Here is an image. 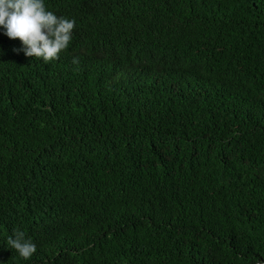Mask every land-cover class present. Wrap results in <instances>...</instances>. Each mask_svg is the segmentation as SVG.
Wrapping results in <instances>:
<instances>
[{
	"label": "trees",
	"instance_id": "16d2710c",
	"mask_svg": "<svg viewBox=\"0 0 264 264\" xmlns=\"http://www.w3.org/2000/svg\"><path fill=\"white\" fill-rule=\"evenodd\" d=\"M44 3L58 59L0 26V264H264V0Z\"/></svg>",
	"mask_w": 264,
	"mask_h": 264
},
{
	"label": "clouds",
	"instance_id": "9594fccd",
	"mask_svg": "<svg viewBox=\"0 0 264 264\" xmlns=\"http://www.w3.org/2000/svg\"><path fill=\"white\" fill-rule=\"evenodd\" d=\"M74 19L58 17L47 10L44 0H0V26L9 39H19L27 57L42 58L45 62L59 58L72 40ZM78 63V58L73 59ZM8 245L21 257L29 259L37 246L20 229L8 237ZM260 264V262H258Z\"/></svg>",
	"mask_w": 264,
	"mask_h": 264
}]
</instances>
